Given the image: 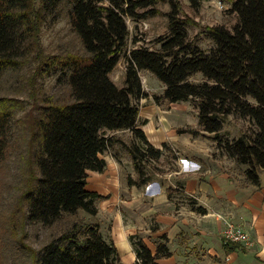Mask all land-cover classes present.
Masks as SVG:
<instances>
[{
    "label": "trees",
    "instance_id": "1",
    "mask_svg": "<svg viewBox=\"0 0 264 264\" xmlns=\"http://www.w3.org/2000/svg\"><path fill=\"white\" fill-rule=\"evenodd\" d=\"M221 1L237 17L232 30L204 26L188 39L194 23L182 15L176 0H0V78L30 66L25 84L35 101L26 122L17 125L16 137L13 117L24 101L0 96V163L18 151L21 139L27 140V182L18 197L23 223L51 228L73 218L63 232L32 251L31 264H120L116 248L100 235L99 225L79 221L77 215L97 213L100 197L85 187L88 172L103 173L106 168L100 155L115 142L107 132L130 131L139 142L123 145L137 175L135 181L127 179L130 185L148 182L141 163L162 155L136 125L139 107L134 102L148 98L141 71L164 87L160 97H152L155 102H193L200 131L213 135L217 150L245 167L246 183L259 186L264 174V0ZM190 2L197 6L196 0ZM159 4L168 5V12L157 9ZM61 15L82 53L43 52L40 32L48 20ZM157 15L167 20V34L155 40L158 48L138 46L126 52V19L138 22ZM200 38L211 42L208 51L197 44ZM121 58L126 67L118 87L109 75ZM195 75L201 76L200 82L189 81ZM41 77H54L55 87L66 88L69 100L36 101L34 82ZM229 115L247 119L255 130L232 140L220 136L223 118ZM178 133L199 134L192 129ZM130 242L134 264H159L160 258L170 256L165 237L158 239L154 254L138 235ZM222 246L227 251L237 245L222 241Z\"/></svg>",
    "mask_w": 264,
    "mask_h": 264
},
{
    "label": "crops",
    "instance_id": "2",
    "mask_svg": "<svg viewBox=\"0 0 264 264\" xmlns=\"http://www.w3.org/2000/svg\"><path fill=\"white\" fill-rule=\"evenodd\" d=\"M144 109L140 106L136 125L149 144L160 149L171 141L182 150L177 153L172 181L151 175L141 186L130 185L112 157L104 154L100 157L107 169L104 173L88 172L85 187L87 192L100 197L95 204L97 213L90 221L97 223L103 239L114 245L119 263L136 262L130 237L138 235L152 254L158 239L166 238L170 256L160 258L159 264H245L248 251L241 245L227 251L222 246L220 217H226L248 232L254 241L250 248L254 251L253 259L264 264V174H260L258 187L246 183L245 167L237 166L219 150L213 156L214 143L200 148L190 135L179 141L167 134L168 128H172L170 109L164 112L162 106L152 102ZM139 120L146 121L145 125L140 126ZM195 125L199 128L197 111ZM120 132H128L131 137L130 131L107 132V135L121 143L116 137ZM184 158L189 159L188 165L193 169L181 167ZM224 165L231 171L226 173ZM197 208L205 213H198Z\"/></svg>",
    "mask_w": 264,
    "mask_h": 264
},
{
    "label": "rangeland",
    "instance_id": "3",
    "mask_svg": "<svg viewBox=\"0 0 264 264\" xmlns=\"http://www.w3.org/2000/svg\"><path fill=\"white\" fill-rule=\"evenodd\" d=\"M176 1H178L182 8V15L188 17L194 23L188 28V39H192L198 33V30L204 26H222L232 30L233 26L237 23L236 15L231 13L229 11V5L221 0H196V7L192 5L190 0ZM157 9L165 13L168 12L169 7L168 5L159 4ZM126 23L129 29L126 52L138 46L157 49L158 45L155 43V40L167 34V20L163 15H157L138 22L127 18ZM39 37L43 52L46 54L82 53L80 42L71 32L67 18L64 15L59 16L55 21L48 20L43 26ZM134 39L136 40L135 43L133 42ZM197 44L205 51H208L212 47L211 42L205 38H200ZM125 67V59L121 58L109 75L112 82L118 87L123 85ZM29 69L30 66H23L18 72L7 74L0 78V96L24 101L23 109L15 112L13 117L12 131L16 137L19 133L17 125L21 122H26L25 117L31 110L32 104L35 103L33 98L28 94L30 87H26L25 84L26 78L29 75ZM139 76L142 90L148 94V98L141 99L134 103H136L139 108L140 106L143 107V109L145 108L143 111L147 110V106L151 102L155 105L162 106L164 112L170 109L169 125L172 128H168L167 134L177 138L179 141H181L183 137L190 135L199 142L198 146L200 148L214 143L212 144V154L215 156L217 147L212 140L214 136L212 135L209 137L210 134H204V132H201L195 125L196 109L194 103L191 101L169 103L163 99L155 102L152 97H160L162 95L164 89L163 85L148 72L141 71ZM189 81L200 82L201 76L195 75L191 77ZM34 83L36 84V101L41 98H50L57 101L69 100L66 88L55 87L54 77H41L36 79ZM145 122L146 121L139 120V125L144 126ZM156 128H158V126H156ZM184 129L197 130L199 134L193 136L189 133H178L179 130ZM254 130L255 128L247 119L229 115L223 118V129L219 135L228 140H232L240 137L244 133H252ZM181 135L185 136L181 137ZM24 136L25 134L22 135V137ZM116 137L120 138L121 143L115 142L116 145L114 144L104 154H106L108 158L112 157L121 175H123L125 182L128 183V178L135 181L137 175L133 169L131 157L128 155L125 146L128 147L132 143L138 145L139 142L133 138L132 134L130 137L128 132H120ZM26 142L27 140L21 139L17 143L18 151L12 154L6 161L0 163V264H31L32 251H38L49 242L51 238L63 232L69 226V220L73 221V218L66 217L65 220L60 221L51 228H45L39 224L23 223L21 218L23 213L21 214L20 211L22 205L18 201V197L24 189L26 184L25 181L27 182V154L24 149ZM165 146L166 148H163L162 145L160 146L162 155L158 160L148 159L141 163L140 166L146 177L150 178L151 175H153V177H158L159 180L170 178V181H172L173 172L177 168V153L179 150L180 152L182 150L180 147H177L175 142L171 141ZM194 148L195 147L192 149ZM186 155L190 157L188 153H186ZM188 163L189 159L184 158V162H181L180 165L186 170L193 169V166L190 164L188 165ZM223 168L226 169V173L227 171H231L228 165H224ZM106 169L107 168H105V170ZM165 181L167 182V180ZM77 216V220L86 223L91 222L90 220L93 218L82 211H78ZM241 247L248 251L245 264H257L253 259L254 251L250 248H244V246Z\"/></svg>",
    "mask_w": 264,
    "mask_h": 264
},
{
    "label": "built area",
    "instance_id": "4",
    "mask_svg": "<svg viewBox=\"0 0 264 264\" xmlns=\"http://www.w3.org/2000/svg\"><path fill=\"white\" fill-rule=\"evenodd\" d=\"M223 227L221 230V238L225 243H232L244 246V248H252V241L248 232L240 225L235 224L231 219L220 217Z\"/></svg>",
    "mask_w": 264,
    "mask_h": 264
}]
</instances>
